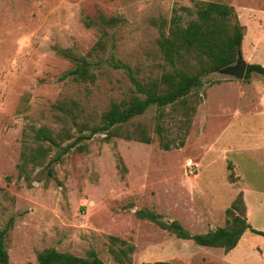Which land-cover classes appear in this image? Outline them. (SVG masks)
<instances>
[{
    "label": "rangeland",
    "instance_id": "obj_1",
    "mask_svg": "<svg viewBox=\"0 0 264 264\" xmlns=\"http://www.w3.org/2000/svg\"><path fill=\"white\" fill-rule=\"evenodd\" d=\"M194 1L234 6L245 27L243 58L264 66V0H0V231L15 219L7 239L11 264H38L37 254L49 248L82 257L93 249L105 264H120L110 252L111 236L135 246L134 264H226L229 258L264 264V76L258 73L242 80L205 76L203 102L182 148L160 147L154 106L127 127L146 126L153 143L97 134L79 143L84 151L73 148L61 159L63 147H55L42 166L27 168L28 178L19 177L35 130L67 126L74 134L69 142L77 138L75 127L61 121L58 102H77L85 118L100 122L114 101L133 93L128 71L113 67L110 53L91 58L94 83L62 79L73 64L55 48L87 55L101 33L86 18L119 16L124 22L108 29L109 50L139 79L157 77L165 63L157 44L161 22ZM179 118L163 121L166 141L183 134L174 124ZM189 161L198 166L193 173ZM241 192L250 225L263 235L249 230L227 256L137 214L152 211L192 235L205 234L226 225V210Z\"/></svg>",
    "mask_w": 264,
    "mask_h": 264
},
{
    "label": "trees",
    "instance_id": "obj_2",
    "mask_svg": "<svg viewBox=\"0 0 264 264\" xmlns=\"http://www.w3.org/2000/svg\"><path fill=\"white\" fill-rule=\"evenodd\" d=\"M123 22L122 17H107L102 12L98 16V22L87 17L85 25L89 28L95 26L101 33L100 39L92 50L87 55H80L71 49L59 47L55 50L57 54L67 58L73 64V68L66 72L62 79L72 78L82 83H94L97 79L93 71L95 64L91 58L110 53L113 67L128 71L134 85L133 93L128 99L114 101L110 108L102 114L100 122L85 118L77 102H58L55 108L65 113L61 121L65 124H72L78 136L73 142H69L74 134L67 126L59 132H54L48 127L35 130L33 142L29 143V146L22 152L21 163L18 165L20 178H28L26 172L29 166L33 169L42 166L49 152L55 147H63L62 153L57 156L61 159L62 154L68 153L73 148L84 151L86 144L79 145V143L89 141L97 134H104L108 141L120 137L146 144L153 143V138L146 126H138L132 131L127 127L135 118L145 115L154 106L158 111L156 131L159 134L160 147L163 150L184 147L199 106L203 102L200 90L204 87V77L216 69L236 63L238 54L242 52L245 37V27L241 25L235 7L229 3L194 1L193 7L175 8L172 18L161 22L160 36L157 40L165 61L162 65L163 72L157 77L141 80L134 76L132 68L122 60H118L113 50H109L108 47L110 41L108 29L116 28ZM253 73L264 76V66L249 64L245 79H250ZM167 108L171 109L170 112H167ZM178 115L180 118L174 124L179 122L180 131L183 134L177 136L176 139L166 141L163 121L166 117L174 119ZM120 164L125 169L122 158H120ZM226 213L229 218L224 227H218L205 234L192 235L178 221L166 223L161 221L155 212L148 210L137 212L141 218L156 222L180 239L193 240L203 247L221 248L226 253L238 246L248 230L263 235L262 232L253 229L248 222L243 192L238 195ZM14 225L15 219L10 218L7 227L0 231V264H11L7 239ZM109 240L110 252L120 264H134L132 257L135 252L134 245L115 236H111ZM37 260L38 264H105L93 249L82 257L49 248L39 252ZM141 264L173 263L158 261Z\"/></svg>",
    "mask_w": 264,
    "mask_h": 264
},
{
    "label": "water",
    "instance_id": "obj_3",
    "mask_svg": "<svg viewBox=\"0 0 264 264\" xmlns=\"http://www.w3.org/2000/svg\"><path fill=\"white\" fill-rule=\"evenodd\" d=\"M248 63L244 60L242 52L238 54L237 62L229 65L225 68L216 69L211 73H221L229 76H234L238 80H242L245 78L247 71ZM210 73V74H211Z\"/></svg>",
    "mask_w": 264,
    "mask_h": 264
},
{
    "label": "crops",
    "instance_id": "obj_4",
    "mask_svg": "<svg viewBox=\"0 0 264 264\" xmlns=\"http://www.w3.org/2000/svg\"><path fill=\"white\" fill-rule=\"evenodd\" d=\"M244 198H245V197H244ZM245 203H246V201H245ZM246 206H247V204H246ZM247 215H248V207H247ZM248 222H249V220H248ZM212 230H215V229H212ZM248 231H249V230H248ZM248 231H246V233L243 235V237L241 238V240H240L238 246H237L234 250L239 249V247H240L241 243L243 242V239H244V237L246 236V234L248 233ZM225 253H226V252H225ZM225 256H227V253L225 254ZM225 263H226V264H239L237 261H235V259H232V258L226 259V260H225Z\"/></svg>",
    "mask_w": 264,
    "mask_h": 264
},
{
    "label": "built area",
    "instance_id": "obj_5",
    "mask_svg": "<svg viewBox=\"0 0 264 264\" xmlns=\"http://www.w3.org/2000/svg\"><path fill=\"white\" fill-rule=\"evenodd\" d=\"M197 167L198 166L193 161H189L187 163V168H189L192 173L197 169Z\"/></svg>",
    "mask_w": 264,
    "mask_h": 264
}]
</instances>
